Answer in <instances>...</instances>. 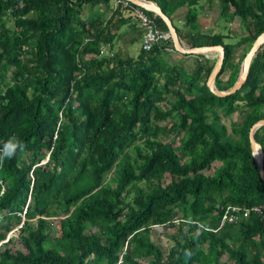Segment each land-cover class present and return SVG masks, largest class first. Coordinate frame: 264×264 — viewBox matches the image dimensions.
I'll use <instances>...</instances> for the list:
<instances>
[{
    "label": "trees",
    "instance_id": "obj_1",
    "mask_svg": "<svg viewBox=\"0 0 264 264\" xmlns=\"http://www.w3.org/2000/svg\"><path fill=\"white\" fill-rule=\"evenodd\" d=\"M111 1L0 0V156L10 140L24 146L0 162V264H264L259 216L220 226L227 207L264 202L248 138L264 119V45L242 88L219 98L206 86L214 61L186 72L165 56L170 39L115 52L125 33L142 36L127 10L167 28L130 3L92 12ZM148 1L172 22L185 10L173 26L188 48H224L221 91L264 32V0ZM214 8L217 33L199 24ZM237 113L228 132L222 118ZM255 140L264 152V126Z\"/></svg>",
    "mask_w": 264,
    "mask_h": 264
},
{
    "label": "water",
    "instance_id": "obj_2",
    "mask_svg": "<svg viewBox=\"0 0 264 264\" xmlns=\"http://www.w3.org/2000/svg\"><path fill=\"white\" fill-rule=\"evenodd\" d=\"M132 5H135L147 12H151L154 16H157L161 19V21L165 24L167 28V34L169 39L173 44L174 51L186 54V55H203L207 57V55L214 54L215 55V62L213 68L207 78L206 86L208 90L216 97L225 98L230 95L235 94L239 91L242 86L245 84L248 76L249 66L251 60L255 53L264 45V32L261 33L253 42L252 46L250 47L249 51L246 53L245 57L243 58L238 77L233 85L227 90H218L215 86L216 79L219 73L222 70L224 58H225V51L221 45L217 46H204V47H196V48H184L179 40L177 31L173 26L172 19L169 18L159 7V5L154 1L148 0H125ZM264 126V119L259 120L256 122L249 130L248 138L250 143V148L252 151V155L257 163L259 176L261 180L264 182V152L262 146L255 140V133L258 129ZM9 239H6V241ZM4 241V242H6Z\"/></svg>",
    "mask_w": 264,
    "mask_h": 264
},
{
    "label": "rangeland",
    "instance_id": "obj_3",
    "mask_svg": "<svg viewBox=\"0 0 264 264\" xmlns=\"http://www.w3.org/2000/svg\"><path fill=\"white\" fill-rule=\"evenodd\" d=\"M114 4H115V2L114 1H111L107 6L95 7L92 10V12L97 13V12H100L101 10H106L107 11V14L106 15H109L110 12H111V10L114 8ZM214 10H215L216 15L215 14H212L213 12H210V14L212 15V18H209L208 16H205L203 14H200L199 15V22L201 24L200 26H201L202 29L204 27H206L208 30H212L213 32H216L217 33V32H220L221 31V28L223 27V25H225V23H222V22H220L218 20L219 16L217 14V9L214 8ZM89 13H90L89 7L86 6L84 8V12H83V14H82L81 17L82 18L87 17L89 15ZM215 16H218V18L215 19ZM174 24L177 27H179V25H180V24H178L176 22ZM232 27H233L232 28L233 29V32L239 31V27H238V24L237 23H234L232 25ZM126 29H127V27L125 26V27L122 28L121 31L122 32H125ZM225 33H226V31H225ZM132 35H133V33L129 32V33H127L126 36H121L115 42L116 43L115 46H114L115 52H117V53H119V54H121L123 56H127V55H129L131 57L137 56L138 53H139V51H140V49H141V47H140L141 46V38H140V35H139V37L138 36H135L134 37V41H133L132 44L127 43L128 41L125 42V40H130L129 37L132 36ZM231 35L233 36V33ZM236 41H237V38L236 39L234 38V39L226 40V42H228V43H233V42H236ZM242 52L243 51H241L240 54ZM238 56H239V54H238ZM170 58L172 60V63L178 65L181 69H184L185 70L183 62H177V61H175L174 58H172V57H170ZM237 62H238V59L235 58L234 64H237ZM186 72H190V70H186ZM226 76H227V73H225L224 75H222L221 78L222 79H225ZM241 117L242 116L240 114H238V113L237 114H233V115H231L228 118H224L223 117L222 118V123H223V125H225L227 131L230 132L231 131V127H232V123L233 122H239ZM169 139H170V137L167 140H169ZM14 230L16 231V229H14ZM158 232L159 233H163L164 232V229L163 228H159L158 229ZM15 236H16V233H14V231H11L9 233V238L10 237H15ZM152 240L154 242H157L161 248H165V247L168 246V242H167V240L165 238H162V237L158 238V236H153L152 237Z\"/></svg>",
    "mask_w": 264,
    "mask_h": 264
},
{
    "label": "built area",
    "instance_id": "obj_4",
    "mask_svg": "<svg viewBox=\"0 0 264 264\" xmlns=\"http://www.w3.org/2000/svg\"><path fill=\"white\" fill-rule=\"evenodd\" d=\"M114 2V8H116L119 3H122L123 6H127V3H129L125 0H116ZM124 14L125 16L132 17L142 30L141 50L149 51L153 45L169 39L168 34L157 29L153 25L151 19L142 10H127ZM108 50V48H105L100 52V54H107L108 56L112 57L113 53L109 52ZM251 215L259 216L264 225V202L251 208H241L236 206L227 207L224 214L222 215L220 226H223L225 223H234L239 219H247Z\"/></svg>",
    "mask_w": 264,
    "mask_h": 264
},
{
    "label": "crops",
    "instance_id": "obj_5",
    "mask_svg": "<svg viewBox=\"0 0 264 264\" xmlns=\"http://www.w3.org/2000/svg\"><path fill=\"white\" fill-rule=\"evenodd\" d=\"M178 12H179V13L173 17V23L176 22V23L180 24L179 27H182V26H183V21H184V16L186 15V12H185L184 9H180V10H178ZM211 12H213L212 14H215V15H216L214 9H213ZM217 14H218V11H217ZM208 17H209V18H212V15L209 13ZM217 18H218V16H215V19H217ZM215 19H214V20H215ZM199 24H200V22H199ZM200 25H201V24H200ZM127 30H128V28L125 30V32H127ZM203 30H208V29H207L206 27H204ZM215 33H216V32H215ZM126 35H127V33H125L123 36H126ZM139 35H140V33L138 34V31L135 30L134 33H133V35L130 36L129 39H132V38H134L135 36H138V37H139ZM126 41H128V40H125V42H126ZM129 41H130V40H129ZM183 41L186 42V39L184 38ZM181 44L183 45L184 48H188L185 44H183V42H181ZM140 47H141V46H140ZM165 56H167V57H169V58L172 57V58H174L175 61H177V62H183L185 70H192V68L195 67V65H196L197 62L202 63L203 60H205V59H207V60H209V61H211V62H212V61L215 62V55H214V54H213V55H212V54L207 55V57L204 56V59H202V58H199V57L196 56V55H186V54L178 53V52H176V51H170V50H167L166 53H165ZM170 59H171V58H170ZM233 64H234V62H233ZM224 74H225V73H224ZM224 74H223V75H224ZM229 75H230V73H229V71H227V76H226V78H225V79H222V78H221V81H222L223 83L226 82V80L228 79Z\"/></svg>",
    "mask_w": 264,
    "mask_h": 264
},
{
    "label": "clouds",
    "instance_id": "obj_6",
    "mask_svg": "<svg viewBox=\"0 0 264 264\" xmlns=\"http://www.w3.org/2000/svg\"><path fill=\"white\" fill-rule=\"evenodd\" d=\"M18 147L21 150H23L24 146L22 144H20L19 142H13L11 140L9 142H7L4 146L3 156H0V162L3 161L4 157L13 156V154L16 152ZM184 255L186 258H190L192 256V253H191V251L185 250Z\"/></svg>",
    "mask_w": 264,
    "mask_h": 264
}]
</instances>
